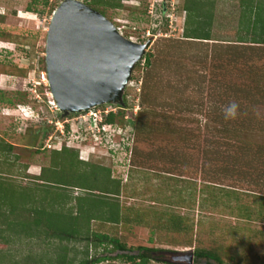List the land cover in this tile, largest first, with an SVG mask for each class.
Returning <instances> with one entry per match:
<instances>
[{"label":"rangeland","instance_id":"obj_1","mask_svg":"<svg viewBox=\"0 0 264 264\" xmlns=\"http://www.w3.org/2000/svg\"><path fill=\"white\" fill-rule=\"evenodd\" d=\"M82 1L105 12L127 37L142 43L151 38L147 54H153V64L148 66L145 58L139 62L125 93V102L140 100L139 116L146 108L142 102L146 83L153 102L146 119L120 122L99 139L80 131L78 113L69 116L74 118L73 127L64 124L49 107L48 87L36 83L47 69L48 30L61 3L0 0V91L17 103L0 101V133L16 144L9 158L18 170L39 175L51 164V150L67 146L80 151L82 158L109 167L113 178L123 182L120 203L129 220L118 225L93 221L92 229L119 237L137 253L141 247L153 248L148 253L153 259L146 264H189L188 259L173 261L171 252L194 255L198 249L218 250L226 264H264V200L260 198L264 196V44L235 42L239 0L220 1L214 25L215 38L220 40L206 42L185 37V0H123V8L106 11L92 0ZM159 25L162 30L154 33ZM16 68L28 75L6 73ZM232 102L239 106L237 115L226 119L225 109ZM87 118L81 120L89 128ZM138 124H147V129L135 132L133 141L129 132ZM5 147L2 140L0 152ZM7 166L0 159V171L7 172ZM69 175L62 173L57 181L70 182ZM17 180L24 185L37 182L30 177ZM205 184L217 186L214 195L204 189ZM15 204L21 211L8 217L15 224L33 217L24 209L26 198L16 199ZM166 208L187 218L189 228H174L169 216L159 219ZM6 209L0 205L4 229ZM135 209L147 212L139 218ZM4 235L0 264H40L57 258L63 243L70 245L69 264H81L86 258V241L62 243L44 232L29 236L7 230ZM104 248L91 246L90 259L123 254ZM193 260L196 264L195 255ZM205 262L201 259L199 264ZM99 264L137 263L117 258Z\"/></svg>","mask_w":264,"mask_h":264},{"label":"trees","instance_id":"obj_2","mask_svg":"<svg viewBox=\"0 0 264 264\" xmlns=\"http://www.w3.org/2000/svg\"><path fill=\"white\" fill-rule=\"evenodd\" d=\"M49 1L45 0V4H48ZM61 1L56 0L57 3ZM220 1L185 0L183 10L187 12L185 37L189 39L188 41L206 42L220 40L215 38L216 32H214L217 16L220 15L218 12ZM92 2L103 7L104 10L124 7L123 0H92ZM239 3L238 36L235 42L240 44L250 43L251 45L264 44V0H239ZM29 9L33 11L31 7ZM161 11L162 19L164 20L165 9H161ZM102 13L107 16L105 12ZM160 30H162L161 25L153 29L154 33H158ZM145 61L148 66H151L153 64V54H146ZM137 67H140V63L137 64ZM2 71L0 65V75L3 73ZM6 73L18 76L28 75V71L22 68L8 70ZM147 89L148 87L145 83L142 102L146 105V108L140 112L139 116H135L132 110L137 104V99L134 98L132 101L127 100L128 102L126 101L124 106L117 105L119 106L118 112H113L107 116L106 123L117 125L121 122L123 125H127V123L136 124L135 120L142 122L146 119V116H144L146 109L149 105L152 106L153 103L150 100ZM125 92L127 93V90ZM0 101L17 104L12 98H5V94L1 91ZM128 115L129 119L126 118ZM58 116L63 119L67 117L63 116L61 112H58ZM145 125H135L137 129L135 128V131L134 128L130 130V138L133 140L135 132L141 133L146 130ZM2 140L5 139L0 136V142ZM7 144L8 149L14 148L12 144ZM51 154V164L43 167L39 175L32 174V176L27 174L26 168L18 170L16 161L9 158V154H0L2 162L8 165L7 172L0 171V205L7 207L3 212V215H6V219L4 218L3 222L7 225V228H0V237L4 238V232L11 230L19 234H28L29 236H36L44 232L46 235L57 238L62 243L75 240L86 241V258L81 261V264H99L106 260L117 258L126 259L137 264L138 262L139 264L150 262L153 257L148 253L154 252L153 248L141 247L137 253L135 250L128 248L127 244L122 242L119 237L111 236L108 233L96 232L92 229L93 221H103L118 225L122 221L129 220L128 216L124 215V206L120 203L123 182L113 178L112 170L109 167L95 164L91 160L82 159L78 150L65 146L61 149H52ZM61 172L66 176L70 174L71 181L63 180L64 182H58V175L62 174ZM25 177L33 178L37 182L32 185L28 183L24 185L17 180ZM216 188L217 186L211 184H205L204 186L206 191L211 190L210 195H214L213 192ZM76 190L81 192L75 195ZM221 190L225 191L224 189ZM227 193L226 195L229 196L230 192ZM22 197L27 199V205L23 208L33 217L25 218L15 224L8 217H10V214H17L21 211V207L15 204V200ZM260 198L264 200V196ZM72 201H76V204H71ZM135 212H137L136 216L141 218L147 210L135 209ZM165 216H169L174 228L179 230L189 228L188 219L174 214L173 210L166 208L160 211L157 217L162 219ZM17 227L19 228L18 231ZM5 240L8 241V238L6 237ZM91 246H94L97 250L104 246L107 252L120 250L123 251V254H119L116 258L100 256L90 259ZM60 248L62 250L57 258L48 259L47 261L42 260L40 264H69L70 261L72 262L73 259L70 260L68 254L70 245L63 243ZM194 255L196 264H199L201 259H206L204 264H226L223 254L218 250L198 249L194 252Z\"/></svg>","mask_w":264,"mask_h":264},{"label":"water","instance_id":"obj_3","mask_svg":"<svg viewBox=\"0 0 264 264\" xmlns=\"http://www.w3.org/2000/svg\"><path fill=\"white\" fill-rule=\"evenodd\" d=\"M152 44L123 35L116 24L82 0H64L48 30L50 88L63 116L104 104L125 105L134 70ZM194 264L193 253L171 252Z\"/></svg>","mask_w":264,"mask_h":264},{"label":"built area","instance_id":"obj_4","mask_svg":"<svg viewBox=\"0 0 264 264\" xmlns=\"http://www.w3.org/2000/svg\"><path fill=\"white\" fill-rule=\"evenodd\" d=\"M118 29H119V31L122 34H124V31H123V29L120 26L118 27ZM36 83L38 85H42L43 84V85H46V87H48L47 93H48L49 97H51L50 101L48 102L49 103V107L52 110H54L56 113L60 112L58 104L56 102V99H55V97H54V95H53V93L51 91V88H50L48 72L47 71H43L41 73L40 79L37 80ZM138 106H140V100L137 98V104L134 107V109H132L136 116H137ZM118 109H119V106H116V105H113V104H106V105H101V106L92 108V109H90L88 111H85V112H82V113H78L79 115H81V116H78V117H81L80 121L78 123L80 125L79 127H81L80 131L81 132L83 131L85 133V135L91 133L96 139L97 138L99 139L100 136H102L103 134H106L107 132H110V130L113 129V127H114L113 124L106 123V117L109 116L113 112L117 113ZM86 117H88V118L85 119V120L88 121V123H90V125H89L90 127L89 128L84 127L83 126L84 124L82 125L83 120H81V119L82 118H86ZM126 118L129 119V115L126 116ZM49 121H50V123H54L53 120H49ZM72 121H74V118H70L69 116L66 117L65 119H63V123L64 124L68 123L67 126L70 125L71 127L74 126ZM61 122L62 121H59L58 123H61ZM67 126H65V127H67ZM60 131L64 132V130H60Z\"/></svg>","mask_w":264,"mask_h":264},{"label":"clouds","instance_id":"obj_5","mask_svg":"<svg viewBox=\"0 0 264 264\" xmlns=\"http://www.w3.org/2000/svg\"><path fill=\"white\" fill-rule=\"evenodd\" d=\"M64 1V0H63ZM62 1V2H63ZM62 2H60V3H62ZM115 23V22H114ZM116 24V23H115ZM116 26L117 27H119L117 24H116ZM124 35V34H123ZM126 36V35H125ZM127 37V36H126ZM128 38H130V39H132V40H134L135 41V39H133L132 37H128ZM47 71V70H46ZM132 81V80H131ZM130 84H131V82L129 83V85H128V87L130 86ZM127 89V88H126ZM126 93V92H125ZM104 105H106V104H104ZM114 105V104H113ZM101 106V105H100ZM117 106V105H116ZM238 104L237 103H235V102H232L231 104H229L228 106H227V108L225 109V118L227 119V118H235L236 117V115H237V110H238ZM33 110V109H32ZM69 116V115H68ZM91 137H93V138H95L91 133L89 134ZM59 149V148H58ZM61 149V148H60ZM81 158H82V156H81ZM82 159H84V158H82ZM86 160V159H85Z\"/></svg>","mask_w":264,"mask_h":264},{"label":"crops","instance_id":"obj_6","mask_svg":"<svg viewBox=\"0 0 264 264\" xmlns=\"http://www.w3.org/2000/svg\"><path fill=\"white\" fill-rule=\"evenodd\" d=\"M1 137L5 139V144H6V147L5 148H1V152L0 154H15V152L13 151V147L9 148L8 149V144L7 143H10L12 144L13 146L16 145L13 141H11L10 139H8L4 134H1ZM2 143V141H1Z\"/></svg>","mask_w":264,"mask_h":264},{"label":"flooded vegetation","instance_id":"obj_7","mask_svg":"<svg viewBox=\"0 0 264 264\" xmlns=\"http://www.w3.org/2000/svg\"><path fill=\"white\" fill-rule=\"evenodd\" d=\"M1 136V135H0Z\"/></svg>","mask_w":264,"mask_h":264}]
</instances>
